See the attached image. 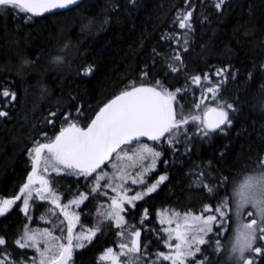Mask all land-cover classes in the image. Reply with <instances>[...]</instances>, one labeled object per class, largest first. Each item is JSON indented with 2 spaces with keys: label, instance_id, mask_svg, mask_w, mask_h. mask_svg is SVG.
<instances>
[{
  "label": "snow or ice",
  "instance_id": "1",
  "mask_svg": "<svg viewBox=\"0 0 264 264\" xmlns=\"http://www.w3.org/2000/svg\"><path fill=\"white\" fill-rule=\"evenodd\" d=\"M229 2L213 0L211 7L223 15ZM81 3L82 0H0V18L12 15L30 24L45 14L74 11ZM136 3L137 0H125L126 6ZM194 12L195 8L186 4L173 21L184 32L177 34L174 30L171 35L161 36L179 45L178 49L167 56L153 49V65L169 61L164 67V81L170 80L171 74H183L186 66L181 53L188 52L195 32ZM110 14L119 16L118 0H108L97 16L81 15L77 39L82 43L84 38L104 30L111 22ZM205 22L208 18L201 16L200 23ZM70 50L73 58L87 55V49L81 50L80 44L69 38L48 61L53 70L71 67L72 61L65 55ZM225 54L234 55L231 49ZM39 61L40 56L20 57L15 74L22 84L28 74H35L36 87L43 97L48 94L43 83L47 69L38 68ZM153 71L146 64L93 117H85L83 105L57 107L48 111L42 123L32 125L33 135L26 148L30 165L26 182L18 195L0 200V217L20 201L19 211L26 223L12 239L0 234V264H75L77 250L92 244L98 234L107 233L118 245L117 249L107 247L99 258L109 264H264V150L249 153L242 180H230L231 169L225 174L207 161V168L197 174L199 182L192 180L196 189L206 190L208 202L199 214L158 212L160 227H149L147 235L142 236L145 223L151 221L148 208L138 202L147 203L145 197H152L169 180L167 174H157L149 183V174L155 172L164 154L170 153L175 162L191 153L192 143H208L221 134L227 135L240 112L238 97L226 101L221 95L229 80L235 81L239 73L230 59L224 67L212 66L202 74L186 76L180 87L166 86L152 75ZM92 72L89 64L84 75ZM256 76L264 77V59L253 62L247 72L248 81ZM192 86L199 90V96ZM260 87L264 90V81ZM209 99L216 106L206 105ZM0 101V119H11L18 102L14 84L0 85ZM76 102V97H70V103ZM260 110L264 112V104ZM82 119L84 122L80 123ZM217 159L225 160V153L220 152ZM168 162L163 160L165 166ZM68 177L73 178L70 187H76V191L62 194L58 191L63 187L59 180ZM80 187L85 191H80ZM89 196L94 201L106 197L108 204L99 205L95 223L85 229L76 209ZM138 207L142 211H137ZM37 208L41 210L39 220L53 227L29 226L33 218L30 209ZM129 220H137L139 227ZM230 224H234L231 230Z\"/></svg>",
  "mask_w": 264,
  "mask_h": 264
},
{
  "label": "trees",
  "instance_id": "2",
  "mask_svg": "<svg viewBox=\"0 0 264 264\" xmlns=\"http://www.w3.org/2000/svg\"><path fill=\"white\" fill-rule=\"evenodd\" d=\"M107 3L108 0H84L81 7L74 11L34 18L30 24L12 15L0 18V85L14 84L18 95L11 119H0V200L18 195L19 188L26 182L30 170L26 148L33 135L32 125L42 123L49 110L83 105L85 117H93L94 112L114 98L129 78H136L146 64L154 68L152 75L156 79L164 81V67L169 61L153 65V49L167 56L174 48H179V45L163 40L161 36L171 35L174 30L177 34L184 32L173 21L187 4L189 8H195L193 16L196 23L188 52L181 53L186 67L183 74H171V79L164 82L166 86L180 87L186 76L202 74L212 66L224 67L230 59L239 73L235 81L229 80L221 95L226 101L238 97L240 112L227 135L214 137L208 143H192L191 153L175 162L170 153L164 154L157 164L156 174H167L169 180L152 197L145 198L147 203L138 202L149 210L151 222H146L142 231L146 236L149 227H156V214L160 210L173 208L181 213L191 211L199 214L202 205L208 202L206 190L196 189L192 180L199 182L197 174L207 168V161L210 160L214 168L225 174L231 169L230 180H242L247 171L244 165L249 153L254 155L264 150V112L260 110L264 104V90L260 87L264 77L247 80V72L253 62L264 59V0H230L223 15L212 9L213 0H137L135 6H126L125 0H118L119 16L110 14V24L84 38L81 43L77 39L81 15L97 16ZM201 16H206L208 22L200 23ZM248 31L252 35H246ZM69 38L80 44L81 50L87 49V55L73 58L70 50L65 55L72 61L71 67L53 70L48 61L57 55L60 45ZM227 49H231L234 55L227 57ZM22 56L31 59L40 56L37 67L47 69L43 80L48 88L47 95L40 96L35 74H28L23 84L16 76ZM89 64L93 72L85 76V68ZM192 89L197 96L200 95L195 86ZM70 97L77 98L75 105L70 103ZM209 102L216 106L211 99ZM205 104L208 105V100ZM83 122L82 119L80 123ZM220 152L225 153V160L217 159ZM164 159L169 161L167 166L163 163ZM75 190L76 187L70 189ZM88 207L89 202L84 210ZM19 208L20 204L16 203L5 216L0 217V234H7L8 239L18 234L26 223ZM137 211L142 209L138 207ZM37 212L40 209L34 210V214ZM129 221L138 224L137 220ZM233 225H229V230ZM113 241L111 233L98 234L97 240L77 251L75 264H102L99 257L107 247L116 246Z\"/></svg>",
  "mask_w": 264,
  "mask_h": 264
},
{
  "label": "rangeland",
  "instance_id": "3",
  "mask_svg": "<svg viewBox=\"0 0 264 264\" xmlns=\"http://www.w3.org/2000/svg\"><path fill=\"white\" fill-rule=\"evenodd\" d=\"M147 143H149V142H147ZM149 144H151V143H149ZM156 171V170H155ZM154 173V172H153ZM153 173H150L149 174V183L150 182H152V180H151V178L152 177H155V176H157V174L156 175H152ZM73 180V178L72 177H68V178H61L62 179V181L64 182L63 184H64V187H63V190L62 191H65L64 192V194H66V192L69 190V189H71V184H70V182H72L71 180ZM65 180L67 181V182H65ZM67 187L69 188V189H67ZM79 187V186H78ZM133 187H136V186H133ZM76 191V190H75ZM75 191H72V192H75ZM80 191H85V189L83 188V187H80ZM111 194H113V193H110V195ZM131 194V193H130ZM90 199V200H89ZM89 199H88V201H85V203L83 204V205H81L80 206V208H77L76 209V211L77 212H80V215H81V219H80V224H82L83 226H84V228L85 229H87L88 227H90V226H92V224L93 223H95V221H96V212L98 211V210H100L99 209V205L100 204H103L105 207L107 206V204H108V200H107V198L106 197H101L100 199H99V201H94L93 200V197L92 196H89ZM87 202H89V207H88V209H86L85 211L84 210H82V207L87 203ZM20 206L22 207V204L20 203ZM173 211H177V210H175V209H173V208H165L164 210H160V211H158V212H162V213H164V214H168V213H170V212H173ZM30 212H31V214H32V219H34L33 221L31 220V222H30V227L31 228H34V229H43V228H45V227H49V228H51V227H53V225H47V224H45L43 221H41V220H39V215L41 214V210H40V212L39 213H37V214H34L33 212H32V209H30ZM129 223H131L130 221H129ZM79 226L80 225H78V228H79ZM137 226L139 227V225L137 224ZM234 226V225H233ZM156 227H160V225H159V223H158V219H156ZM142 236H143V232H142ZM118 248V245L116 244V246L114 247V249H117ZM29 251H31V250H29ZM77 251H79V250H77ZM104 253V252H103ZM103 253L101 254V255H103ZM29 255H31V254H29ZM100 258V257H99ZM123 259V258H122ZM100 260V259H99ZM101 261V260H100ZM101 263L102 264H109V262L108 261H101Z\"/></svg>",
  "mask_w": 264,
  "mask_h": 264
},
{
  "label": "water",
  "instance_id": "4",
  "mask_svg": "<svg viewBox=\"0 0 264 264\" xmlns=\"http://www.w3.org/2000/svg\"><path fill=\"white\" fill-rule=\"evenodd\" d=\"M82 1H83V0H82ZM60 11L65 12V11H67V10H60Z\"/></svg>",
  "mask_w": 264,
  "mask_h": 264
}]
</instances>
